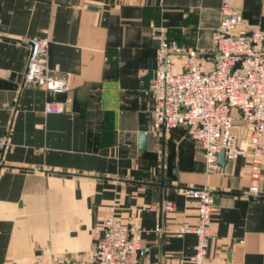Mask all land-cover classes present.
Returning <instances> with one entry per match:
<instances>
[{"label":"crops","instance_id":"0c3cea01","mask_svg":"<svg viewBox=\"0 0 264 264\" xmlns=\"http://www.w3.org/2000/svg\"><path fill=\"white\" fill-rule=\"evenodd\" d=\"M223 1L1 0L0 136L9 130L13 145L0 150V264L78 262L111 207L120 222L141 227L143 264H192L195 234L174 233L196 218L186 186L214 193L207 264H264V197L246 195L248 155L207 170L184 125L159 138L147 132L145 149L138 143L151 120L144 90L155 67L153 28L195 49L207 69ZM227 1L244 28L264 31V0ZM34 35L50 39L52 71L70 76L69 90L55 95L72 99L62 112H43L49 93L21 86ZM168 201L174 209H161Z\"/></svg>","mask_w":264,"mask_h":264},{"label":"built area","instance_id":"2783aa9c","mask_svg":"<svg viewBox=\"0 0 264 264\" xmlns=\"http://www.w3.org/2000/svg\"><path fill=\"white\" fill-rule=\"evenodd\" d=\"M153 31L158 43L154 73L144 90L151 109L147 132L159 138L164 130L184 125L201 148L207 170L220 168L222 149L227 160L248 155L249 193L257 194L264 156V31L244 28L239 10L223 1L212 32V58L207 69L197 61L195 49L178 46L167 37L163 26L154 27ZM27 43L21 86L33 84L49 93L43 112L66 110L72 99H58L55 95L69 90L70 76L50 68V39L34 35ZM176 55L180 58L179 67ZM237 119L243 124L244 136L235 127ZM12 145L7 130L0 136V150L6 151ZM183 192L196 211V218L194 222L178 223L174 233H194L191 262L207 264L211 215L216 207L214 193L207 186H186ZM161 209L173 210L174 203L165 202ZM156 230H163L160 222ZM92 238V247L74 264H143L146 250L141 227L135 222H120L113 207L93 231Z\"/></svg>","mask_w":264,"mask_h":264},{"label":"water","instance_id":"95a60500","mask_svg":"<svg viewBox=\"0 0 264 264\" xmlns=\"http://www.w3.org/2000/svg\"><path fill=\"white\" fill-rule=\"evenodd\" d=\"M91 7H95V6H91ZM214 52V50H213ZM138 143H139V148L140 149H145L146 148V143H147V131L145 130H142L140 133H139V136H138ZM227 159L224 157V151L223 149L220 151L219 153V159H218V162L221 166H223L225 163H226ZM250 199H256V198H262L264 196L262 195H258V194H251V193H247L246 194Z\"/></svg>","mask_w":264,"mask_h":264},{"label":"rangeland","instance_id":"374dc122","mask_svg":"<svg viewBox=\"0 0 264 264\" xmlns=\"http://www.w3.org/2000/svg\"><path fill=\"white\" fill-rule=\"evenodd\" d=\"M239 121L241 122V120H240V119L236 120V124H237V122H239ZM236 124H235V127H236Z\"/></svg>","mask_w":264,"mask_h":264}]
</instances>
